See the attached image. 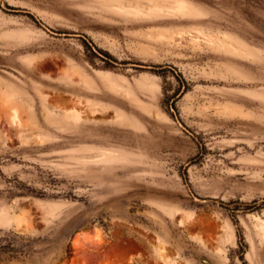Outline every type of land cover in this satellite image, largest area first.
<instances>
[{
    "label": "rangeland",
    "instance_id": "374dc122",
    "mask_svg": "<svg viewBox=\"0 0 264 264\" xmlns=\"http://www.w3.org/2000/svg\"><path fill=\"white\" fill-rule=\"evenodd\" d=\"M1 230L39 238L0 264H264V0H0Z\"/></svg>",
    "mask_w": 264,
    "mask_h": 264
},
{
    "label": "trees",
    "instance_id": "16d2710c",
    "mask_svg": "<svg viewBox=\"0 0 264 264\" xmlns=\"http://www.w3.org/2000/svg\"><path fill=\"white\" fill-rule=\"evenodd\" d=\"M17 233L13 230L0 231V255L8 257H33L34 250L31 248V241L39 237H29L27 242H18Z\"/></svg>",
    "mask_w": 264,
    "mask_h": 264
},
{
    "label": "bare ground",
    "instance_id": "6f19581e",
    "mask_svg": "<svg viewBox=\"0 0 264 264\" xmlns=\"http://www.w3.org/2000/svg\"><path fill=\"white\" fill-rule=\"evenodd\" d=\"M72 108H73V107H72ZM74 110H75V109H74ZM78 111H79V110L76 111V112H77L76 114H77V115L79 114V116H80V114H82V113H79ZM73 113H75V112H73ZM69 114H70V113H69ZM66 115H67V114H66ZM72 115H73V114H70L69 116H72ZM67 117H68V116H67ZM80 117H81V116H80ZM69 118H70V119H72V118H73V119H76L75 116H73V117H69ZM78 119H80V118H78ZM207 226H208V225H207Z\"/></svg>",
    "mask_w": 264,
    "mask_h": 264
}]
</instances>
